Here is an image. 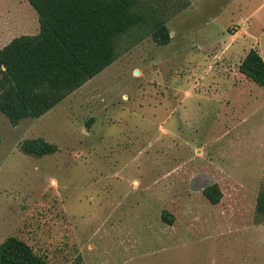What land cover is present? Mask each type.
Returning a JSON list of instances; mask_svg holds the SVG:
<instances>
[{
	"label": "rangeland",
	"instance_id": "obj_1",
	"mask_svg": "<svg viewBox=\"0 0 264 264\" xmlns=\"http://www.w3.org/2000/svg\"><path fill=\"white\" fill-rule=\"evenodd\" d=\"M168 24L44 115L0 111V241L50 264H264V86L239 70L264 58V0H191ZM39 29L28 0H0V48ZM33 137L58 149L24 153Z\"/></svg>",
	"mask_w": 264,
	"mask_h": 264
},
{
	"label": "trees",
	"instance_id": "obj_2",
	"mask_svg": "<svg viewBox=\"0 0 264 264\" xmlns=\"http://www.w3.org/2000/svg\"><path fill=\"white\" fill-rule=\"evenodd\" d=\"M39 16L37 33H24L0 48V111L13 125L38 118L99 74L124 53L151 37L168 44L170 18L191 0H28ZM248 79L264 86V58L251 48L239 65ZM21 150L42 156L58 149L43 137L24 139ZM218 203L219 184L203 189ZM169 223L174 216L163 212ZM256 219L264 222V189L256 201ZM0 264H50L24 238L0 241Z\"/></svg>",
	"mask_w": 264,
	"mask_h": 264
},
{
	"label": "water",
	"instance_id": "obj_3",
	"mask_svg": "<svg viewBox=\"0 0 264 264\" xmlns=\"http://www.w3.org/2000/svg\"><path fill=\"white\" fill-rule=\"evenodd\" d=\"M205 188V187H204Z\"/></svg>",
	"mask_w": 264,
	"mask_h": 264
}]
</instances>
